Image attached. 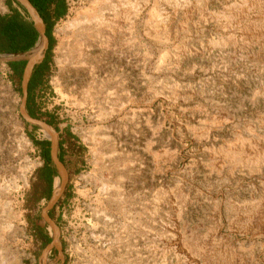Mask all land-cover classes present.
Segmentation results:
<instances>
[{
  "label": "rangeland",
  "instance_id": "obj_1",
  "mask_svg": "<svg viewBox=\"0 0 264 264\" xmlns=\"http://www.w3.org/2000/svg\"><path fill=\"white\" fill-rule=\"evenodd\" d=\"M64 1L67 11L52 25L48 68L33 95L38 115L53 122L69 174L50 215L59 226L63 264H106L108 250L109 264H188L166 239L174 233L207 239L214 229L218 248L238 253L240 264H264V235L231 224L262 191L256 175L209 166L211 152L226 150L238 136L264 134L258 93L264 69L244 54L262 47L243 45L237 27L218 21L242 0H132L133 40L112 57L96 42L87 51L84 36L62 29L90 0ZM155 7L164 23L177 8L163 39L147 34ZM14 8L26 16L9 0H1L0 15ZM233 33L237 49L227 41ZM20 79L0 62V264H39L46 243L38 229L51 235L40 215L50 193L33 188L43 159L29 132L47 135L19 113ZM106 103L119 111L103 115ZM119 232L125 238L116 243ZM47 260L58 263L54 248Z\"/></svg>",
  "mask_w": 264,
  "mask_h": 264
},
{
  "label": "bare ground",
  "instance_id": "obj_2",
  "mask_svg": "<svg viewBox=\"0 0 264 264\" xmlns=\"http://www.w3.org/2000/svg\"><path fill=\"white\" fill-rule=\"evenodd\" d=\"M175 9L174 11L172 10L173 13L169 16L170 22L168 21V23L160 21L159 16H161V12L157 7L151 10L149 13V20L147 21L149 22V24H147L149 26L147 34H149L150 37L163 39V31H167L169 26L177 18V10ZM133 15L134 5L132 0H90L88 6L76 10L74 19L70 20L62 29L64 31H72V33L78 37L84 36L85 40L88 42V45L84 47L87 48V51L95 47L92 43L96 42L104 56L112 57L116 55L118 51L123 52V47H125V45H127L126 47L129 49L128 45H130L133 40ZM216 18L217 17H215V19ZM218 21L221 27H237L240 40L242 39L244 41L243 45L252 47L254 44H258L262 47L259 51L246 50L244 54L247 59L252 61L250 63H254L256 67H262L264 69V0H242L240 3L226 8L221 15V19ZM235 33L229 34L230 36H227V41L232 43L235 49H237V46H239L237 43L238 36ZM78 37H76V40H78ZM76 46L77 48L82 47L80 44ZM169 52L170 50H166L162 58L168 56ZM180 92L179 89H176L171 96H177ZM258 93L264 98V84L258 87ZM106 107L108 113L104 111L103 115L105 116H109L113 110L119 111V109L114 107V105L111 106V104H107ZM215 123L217 127L223 126L220 120ZM43 133H45L44 135H49L45 129H43ZM106 139L109 138L107 137ZM209 162L211 169L218 173L227 171L230 174L241 172L256 175L257 181L255 183L262 187V191L257 199L254 198V203L248 209L241 210L238 208V215L231 224L237 232L257 236L264 235V134H256V132L252 131L251 136L248 138L241 135L238 136L236 141L226 150L222 149L211 152ZM58 183L59 178L57 177L56 187ZM120 188H122V186H120ZM104 189L107 194L111 193V188L109 189L106 186ZM16 215L17 213L14 214L15 217ZM105 217L108 225L110 218L108 214H105ZM218 235V229H214L211 237L207 239H201L195 235L185 237L181 235V233H174L171 238L166 239L165 246L175 248L188 264H203L198 260V256L203 257L202 259L204 261H202L204 264H240V256L237 255L238 253L236 254L234 251L235 254L233 252L227 253V251H225L226 249L222 250L219 249L220 247L218 248L215 243ZM124 238L122 233L119 232L116 234L114 240L116 243H119L123 241ZM108 251L107 253L106 251L104 252L106 253V264H109V260L107 261V259H110V252L108 254ZM44 261L47 262L48 260L45 259Z\"/></svg>",
  "mask_w": 264,
  "mask_h": 264
},
{
  "label": "trees",
  "instance_id": "obj_3",
  "mask_svg": "<svg viewBox=\"0 0 264 264\" xmlns=\"http://www.w3.org/2000/svg\"><path fill=\"white\" fill-rule=\"evenodd\" d=\"M10 2H15V0H9ZM33 6L41 12V17L46 24V35L49 39V46L46 51L43 61L36 65L33 69L31 77L28 82L27 87V103L26 108L29 114L33 117L41 118L34 108L33 95L34 90L37 86L42 83L43 75L46 73L49 61V51L54 44V38L51 35L52 25L56 20L61 18L66 14L67 7L64 0H57L55 6L51 10V4L55 0H30ZM19 6V5H18ZM38 37L37 32L33 28L31 22L23 19L20 11L17 9H11L10 14L0 15V53H16L23 52L30 49L36 42ZM25 61H14L8 62L10 69L13 74L21 78L22 70ZM49 124H53L52 120H45ZM72 136L71 133L67 134ZM29 136L32 139L34 145L38 148L39 154L43 159V164L37 169V182L34 185V191L42 186L48 190L51 194L52 184L54 176L56 174L55 169L51 165L50 155H49V141L45 138L37 139L33 136L32 132H29ZM59 142V147L61 146ZM63 154L59 151V158L63 161ZM40 237L47 244L50 241V237L44 234L38 229Z\"/></svg>",
  "mask_w": 264,
  "mask_h": 264
},
{
  "label": "water",
  "instance_id": "obj_4",
  "mask_svg": "<svg viewBox=\"0 0 264 264\" xmlns=\"http://www.w3.org/2000/svg\"><path fill=\"white\" fill-rule=\"evenodd\" d=\"M15 1L22 7H24L27 11L30 20L32 21L33 27L38 34V37L35 44L30 49L16 54L12 53L9 55L0 56V62H14L20 60L25 61L20 79L21 99L19 104V113L28 124L45 129L49 134L47 135L46 139L49 141V155L51 165L56 171V174L59 178V183L57 187H54L52 189L50 197L46 202V205L41 209L40 213L43 222L49 226L51 235L50 241L45 245L41 252V255L39 257V264H56V262L44 261L45 259H47V255L52 248L57 251V259L59 261V264H63L64 257L61 241L59 239V226L49 215V210L56 205L58 200L63 195L68 183L69 174L64 162L59 158V139L54 128L45 120L31 116L26 108L28 82L33 68L36 65L40 64L45 57L46 51L49 46V39L45 32L46 29L43 19L37 11L36 7L33 6V4L29 0Z\"/></svg>",
  "mask_w": 264,
  "mask_h": 264
},
{
  "label": "flooded vegetation",
  "instance_id": "obj_5",
  "mask_svg": "<svg viewBox=\"0 0 264 264\" xmlns=\"http://www.w3.org/2000/svg\"><path fill=\"white\" fill-rule=\"evenodd\" d=\"M30 1V0H29ZM22 7V6H21ZM37 8V7H36ZM22 9L24 10V12L26 13V16H23V19H25V20H27L28 22H31V24H32V21L30 20V17H29V15H28V13H27V11L25 10V8L24 7H22ZM38 10V9H37ZM39 11V10H38ZM39 13L41 14V12L39 11ZM32 26H33V24H32ZM47 26H46V24H45V29H47L46 28ZM34 28V27H33ZM45 32H46V30H45ZM34 69V68H33ZM33 72V71H32ZM31 77V76H30ZM54 168V167H53ZM56 172V171H55ZM67 187V186H66ZM57 204V203H56ZM55 207V206H54ZM54 207L52 208V209H50L49 210V215H51V212H52V210L54 209ZM57 264H59V261H58V263Z\"/></svg>",
  "mask_w": 264,
  "mask_h": 264
},
{
  "label": "crops",
  "instance_id": "obj_6",
  "mask_svg": "<svg viewBox=\"0 0 264 264\" xmlns=\"http://www.w3.org/2000/svg\"><path fill=\"white\" fill-rule=\"evenodd\" d=\"M56 1L57 0H55V2L54 3H52L51 4V10L53 9V7L55 6V3H56ZM65 2V1H64ZM17 3V2H16ZM18 4V3H17ZM20 7H21V5L20 4H18ZM37 9V8H36ZM17 10H19V9H17ZM20 11V10H19ZM38 11V10H37ZM39 12V11H38ZM21 13V12H20ZM40 14V13H39ZM21 15H22V13H21ZM24 16V15H23ZM41 16V15H40ZM43 19V18H42ZM44 22V21H43ZM45 24V23H44ZM36 31V30H35ZM35 44V43H34Z\"/></svg>",
  "mask_w": 264,
  "mask_h": 264
}]
</instances>
